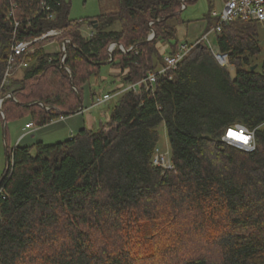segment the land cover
<instances>
[{
  "label": "trees",
  "instance_id": "16d2710c",
  "mask_svg": "<svg viewBox=\"0 0 264 264\" xmlns=\"http://www.w3.org/2000/svg\"><path fill=\"white\" fill-rule=\"evenodd\" d=\"M194 1L117 0L114 13L72 20L64 0H0V85L14 44L31 41L23 79L1 91L11 94L0 109L4 137L10 121L43 127L78 113L83 89L103 66L118 70L123 86L158 71L159 44L171 53L178 46L170 20ZM212 9L209 0L215 25ZM94 23L83 36L82 24ZM49 31L59 34L42 38ZM215 35L233 76L202 44L158 75L153 90L120 95L96 131L8 149L0 264H264V61L253 60L261 53L259 24L236 20ZM50 42L65 52L46 53ZM161 125L167 170L153 164ZM234 125L253 132L254 150L221 141Z\"/></svg>",
  "mask_w": 264,
  "mask_h": 264
},
{
  "label": "rangeland",
  "instance_id": "374dc122",
  "mask_svg": "<svg viewBox=\"0 0 264 264\" xmlns=\"http://www.w3.org/2000/svg\"><path fill=\"white\" fill-rule=\"evenodd\" d=\"M65 4L69 5V14L68 18L72 20H80L85 18H93L99 14L104 13H114L118 10L117 0H64ZM213 6L216 11H221L222 5L221 0H213ZM185 7V8H184ZM182 7L181 12L177 18L171 19L169 25L175 30V38L171 42H177L178 44L184 42H193L196 39H199L209 27L214 25V20H209V0H195L194 2H188L186 6ZM166 19V18H164ZM94 20H92L93 22ZM81 33L83 36L88 37L92 35V28L87 24H82ZM113 30L119 29L117 23L112 27ZM259 45L261 48V53L255 57L253 60L262 63L264 61V33L259 28ZM153 34V31H150L148 38ZM155 34V33H154ZM147 38V39H148ZM216 35L212 33L208 37V41L213 47L214 50H217L216 44ZM49 46H44L46 53L49 52H65L64 45H60L56 42L48 43ZM117 44L110 45L109 52H111ZM119 49L123 46H118ZM168 43L159 44L158 53L161 56H164L169 52ZM123 50H125L123 48ZM51 52V53H52ZM232 65L226 69L232 73ZM24 69V68H23ZM24 71V70H23ZM116 71L110 66H103L100 70V73L97 76H92L90 79L89 87L93 93L91 96L88 89L85 87L82 91V108L79 110V114L75 116L71 115L66 118L69 120L63 123L51 122L50 124L43 127H34L32 128V136H28L25 139L21 138L22 130L21 128L26 123L28 124V119L22 118L16 121H10L7 124V137H4L2 134V129H0V180L1 176L6 168V147L9 150L13 149L14 146L19 144L20 146H29L37 141H41L44 144H54L56 142H61L69 138L70 131L75 135L80 129L86 128L92 131H96L100 124H104L110 115L111 108L117 103L118 97H114L108 102L104 103L98 107H92L94 98L99 94L111 93L118 88H121L123 85L116 86L118 81L114 79L119 76L121 79L122 75H115ZM114 74V76L112 75ZM16 81L13 80L14 89H16ZM61 117L60 119H62ZM25 126V125H24ZM24 128V127H23ZM159 132V144L157 147L158 154L163 155L166 158L170 156V147L168 144V139L164 126L161 125L158 128ZM20 139L18 140L17 138ZM17 139V140H16ZM24 139V140H23ZM157 155V154H156Z\"/></svg>",
  "mask_w": 264,
  "mask_h": 264
},
{
  "label": "built area",
  "instance_id": "2783aa9c",
  "mask_svg": "<svg viewBox=\"0 0 264 264\" xmlns=\"http://www.w3.org/2000/svg\"><path fill=\"white\" fill-rule=\"evenodd\" d=\"M221 2H222L221 11L219 12L213 11L211 13V16L217 19L212 29L205 32L199 39H196L193 42H184V43L178 44L175 52L173 53L168 52L163 56L164 64L158 69V71L153 72V73L152 72L148 73L147 76L144 77L139 82L134 83V84L133 83L126 84L122 88L115 89L113 93H104V94L97 95L94 98L92 107L101 106L104 103L111 100L112 98L119 97L124 92L132 91L135 94H138L141 92V90H145V91L153 90L154 83L158 75L168 73L169 71H175L179 63L187 55H189L197 46L202 45V44L206 45L212 57L221 67L223 68L229 67L230 66L229 54L219 51L218 48L217 50H214L208 41V37L212 33H215V34L220 33L223 27L233 23L236 20H240L243 22H257L262 26L264 30V0H221ZM182 7H184V5ZM46 10H48V8ZM48 18H52V16L49 15ZM57 34H59L58 31H49L47 34L43 35L42 38H45L48 36H55ZM30 45H31V41L17 42L16 44H14V46L11 49V52L8 57L5 73L3 75V79L0 85V109H1L3 101L7 98H11L10 93H7L6 95H2L1 93L2 88L11 86L10 90L14 89V86H12V83L14 79L13 78V73H14L13 67L15 65V61L17 57H22L17 68H24L27 66V63L24 57L27 54L31 53V51H28V48ZM121 50L125 51L123 50L122 47H121ZM64 56L65 55L63 54L62 61L64 59ZM32 128H33V125L31 123H28V124H25L22 131L23 133H25L27 130L32 129ZM231 131L241 133L244 137H246L247 140L238 141L236 139H233L231 136H229V132ZM221 141H223L226 144L237 147L239 149L245 150L247 152H250L255 149L253 132L249 131L248 129H246L245 127L241 125H234L232 127H229L225 131L224 135L222 136ZM156 152L153 156V164L155 166H159L166 170L172 169L173 166L170 161V156L169 158H166L163 155L158 154Z\"/></svg>",
  "mask_w": 264,
  "mask_h": 264
},
{
  "label": "crops",
  "instance_id": "0c3cea01",
  "mask_svg": "<svg viewBox=\"0 0 264 264\" xmlns=\"http://www.w3.org/2000/svg\"><path fill=\"white\" fill-rule=\"evenodd\" d=\"M213 1V0H212ZM222 3V2H221ZM213 11H216L215 9H214V6H213V9L211 10V13L213 12ZM211 13H210V17H212L211 16ZM212 18H214V17H212ZM215 19V18H214ZM259 24V23H258ZM259 28L262 30V32L264 33V30H263V28H262V26L259 24ZM93 29V28H92ZM259 33H260V30H259ZM187 42V41H186ZM189 42V41H188ZM54 43V42H53ZM46 46V45H45ZM47 46H49V44H47ZM46 46V47H47ZM52 52V51H51ZM54 52V51H53ZM232 69V73H230V71L228 70V72L230 73V75L231 76H233L234 75V69L233 68H231ZM115 75H118V71H116V73H114ZM114 74H112L113 76H114ZM23 75H24V73H23V68H17L15 71H14V73H13V80L14 81H16V82H20L22 79H23ZM118 81V83H116V86L115 87H117L118 85H119V82H120V78H119V76H117V78H115L114 79V81ZM116 89V88H115ZM76 114H79V113H75L73 116H75ZM71 117V116H70ZM70 119V118H69ZM68 118H62V119H59V120H56V121H54V122H57V123H63V122H65V121H67V120H69ZM27 123V122H26ZM25 123V124H26ZM24 124V125H25ZM24 125H23V127H24ZM23 127L21 128V130L23 129ZM32 129H29V130H27L25 133H23V131H22V134H21V138H26V137H28V136H32V134L34 133V132H36V131H34L33 133H32ZM73 135V133H72V131H70V135H69V137H71ZM18 140L20 139V136H19V138H17ZM16 139V140H17ZM23 139V140H24Z\"/></svg>",
  "mask_w": 264,
  "mask_h": 264
},
{
  "label": "water",
  "instance_id": "95a60500",
  "mask_svg": "<svg viewBox=\"0 0 264 264\" xmlns=\"http://www.w3.org/2000/svg\"><path fill=\"white\" fill-rule=\"evenodd\" d=\"M93 22H95V21H93ZM97 27V24L96 23H94V25H93V29H95ZM154 32H153V34L147 39V41H150L153 37H154ZM64 50H65V46H64ZM257 66L256 65H254L253 67H252V70H254L255 68H256ZM82 107H80V109H81ZM4 123H5V121H4ZM4 125V124H3ZM2 134H3V136H4V129H3V127H2ZM6 155H8V148L6 147ZM7 160H8V156H7ZM1 181V180H0Z\"/></svg>",
  "mask_w": 264,
  "mask_h": 264
},
{
  "label": "clouds",
  "instance_id": "9594fccd",
  "mask_svg": "<svg viewBox=\"0 0 264 264\" xmlns=\"http://www.w3.org/2000/svg\"><path fill=\"white\" fill-rule=\"evenodd\" d=\"M229 136H231L233 139H236V140H243L244 137L241 135V136H237L235 133H229Z\"/></svg>",
  "mask_w": 264,
  "mask_h": 264
},
{
  "label": "bare ground",
  "instance_id": "6f19581e",
  "mask_svg": "<svg viewBox=\"0 0 264 264\" xmlns=\"http://www.w3.org/2000/svg\"><path fill=\"white\" fill-rule=\"evenodd\" d=\"M229 133H235L237 136H241L242 134L241 133H239V132H234V131H231V132H229ZM243 136V135H242ZM244 137V136H243ZM247 139H246V137H244V139H243V141H246ZM238 141H240V140H238Z\"/></svg>",
  "mask_w": 264,
  "mask_h": 264
}]
</instances>
